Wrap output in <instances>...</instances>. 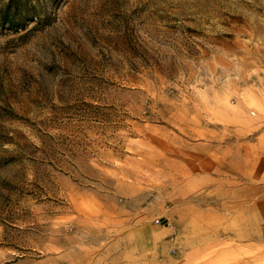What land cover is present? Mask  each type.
<instances>
[{
	"label": "rangeland",
	"instance_id": "obj_1",
	"mask_svg": "<svg viewBox=\"0 0 264 264\" xmlns=\"http://www.w3.org/2000/svg\"><path fill=\"white\" fill-rule=\"evenodd\" d=\"M9 4L0 264H73V245L131 184L153 202L155 237L171 236L155 239L154 264H264V0H0V11ZM195 144L217 145L229 171L203 167L212 188L189 195L193 160H173ZM185 204L202 225L166 218Z\"/></svg>",
	"mask_w": 264,
	"mask_h": 264
},
{
	"label": "crops",
	"instance_id": "obj_2",
	"mask_svg": "<svg viewBox=\"0 0 264 264\" xmlns=\"http://www.w3.org/2000/svg\"><path fill=\"white\" fill-rule=\"evenodd\" d=\"M240 108V106L230 108L229 113L239 112ZM240 120L242 121V119ZM185 149V152L176 157L177 160H173L174 165L188 167L189 162L187 161L193 160L192 164L195 167L193 173L184 176V170H181L178 175L172 174L171 171L167 172V174H170L169 181H181L182 176H184L186 183L183 192L186 191L185 193L191 195L202 189L212 188L210 183L213 182L214 177L211 173H215V171L219 173L224 166L228 167L227 172L229 171V155L226 157L225 152H219L217 145L210 144L201 147L195 144L190 145L188 148L185 147ZM224 149L229 150V142L225 143ZM205 166L210 167L209 171L211 173L209 175L202 173ZM132 176L127 178L128 181H139L137 177L133 178ZM203 181L206 183L209 181V184H203ZM119 191L118 193L124 194L123 197H126L125 191L129 192L130 199L120 200L121 205L118 206V202L114 198L113 201L117 207L115 206L113 209L109 207L105 211V221H100V225L91 224L89 243H83L81 248L78 245H73L75 255L82 251L81 259L75 258L73 264H154L155 239L165 238L164 240H166L168 238L165 243H170L169 238L171 236L165 232L166 228H163L155 237L153 220L157 218L155 215L157 212L153 209V202H148L149 199L144 196L142 187L131 184L127 186V189L125 187L119 188ZM111 198L108 196L106 199L111 200ZM192 208L186 204L176 209V211L169 208L167 209L166 218L173 220V216L177 215V221H180L182 215H186V217L193 215L189 218L186 228H197L203 223V215L201 212L198 213L197 208ZM160 220L162 223L164 222L162 219ZM176 241H178L177 238Z\"/></svg>",
	"mask_w": 264,
	"mask_h": 264
},
{
	"label": "trees",
	"instance_id": "obj_3",
	"mask_svg": "<svg viewBox=\"0 0 264 264\" xmlns=\"http://www.w3.org/2000/svg\"><path fill=\"white\" fill-rule=\"evenodd\" d=\"M10 7H11V5L9 4L4 9H2L0 11V20L3 24L12 27L16 24V21L14 20V18L12 17V15L10 13ZM17 8H18V6L15 5V9H17Z\"/></svg>",
	"mask_w": 264,
	"mask_h": 264
},
{
	"label": "built area",
	"instance_id": "obj_4",
	"mask_svg": "<svg viewBox=\"0 0 264 264\" xmlns=\"http://www.w3.org/2000/svg\"><path fill=\"white\" fill-rule=\"evenodd\" d=\"M155 224H159V221L156 220V221H155Z\"/></svg>",
	"mask_w": 264,
	"mask_h": 264
}]
</instances>
